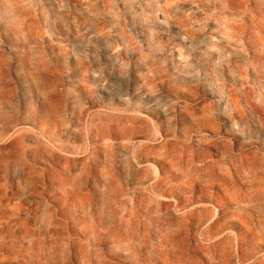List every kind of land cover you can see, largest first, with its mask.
I'll return each instance as SVG.
<instances>
[{"label":"rangeland","instance_id":"374dc122","mask_svg":"<svg viewBox=\"0 0 264 264\" xmlns=\"http://www.w3.org/2000/svg\"><path fill=\"white\" fill-rule=\"evenodd\" d=\"M0 264H264V0H0Z\"/></svg>","mask_w":264,"mask_h":264}]
</instances>
